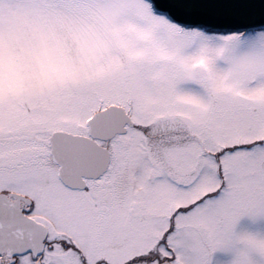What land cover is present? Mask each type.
<instances>
[{
	"label": "snow or ice",
	"instance_id": "6c2138e0",
	"mask_svg": "<svg viewBox=\"0 0 264 264\" xmlns=\"http://www.w3.org/2000/svg\"><path fill=\"white\" fill-rule=\"evenodd\" d=\"M264 0H0V264H264Z\"/></svg>",
	"mask_w": 264,
	"mask_h": 264
},
{
	"label": "rangeland",
	"instance_id": "374dc122",
	"mask_svg": "<svg viewBox=\"0 0 264 264\" xmlns=\"http://www.w3.org/2000/svg\"><path fill=\"white\" fill-rule=\"evenodd\" d=\"M237 230H249L256 233L264 234V218L253 220L251 217H242L237 225ZM232 258L231 253L218 250L213 254V261H219V264H227Z\"/></svg>",
	"mask_w": 264,
	"mask_h": 264
},
{
	"label": "flooded vegetation",
	"instance_id": "af4514ba",
	"mask_svg": "<svg viewBox=\"0 0 264 264\" xmlns=\"http://www.w3.org/2000/svg\"><path fill=\"white\" fill-rule=\"evenodd\" d=\"M212 264H219V261H213Z\"/></svg>",
	"mask_w": 264,
	"mask_h": 264
}]
</instances>
